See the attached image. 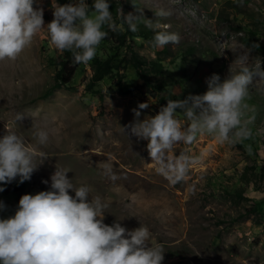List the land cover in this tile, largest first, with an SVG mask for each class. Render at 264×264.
<instances>
[{"label": "rangeland", "instance_id": "374dc122", "mask_svg": "<svg viewBox=\"0 0 264 264\" xmlns=\"http://www.w3.org/2000/svg\"><path fill=\"white\" fill-rule=\"evenodd\" d=\"M56 0H39L43 21L52 19ZM68 0H57L66 3ZM91 5V0H86ZM143 14L161 28L179 33L176 44L154 47V30L143 23L136 32L106 29L96 55L83 63L69 84L58 85L56 77L61 51L51 45L42 28L15 59L0 60V134L14 129L26 144L46 158L29 179L6 184L0 200L6 208L0 216L12 214L17 192L46 189L56 166L76 184L86 183L93 195L109 202L104 222L118 220L126 228L140 224L150 230L151 240L164 250L161 264H194L178 255L186 251L201 264H264V79L254 75L249 85L254 106L250 113L252 135L229 145L207 133L188 145L178 143L170 154L186 152L198 159L185 178L171 183L156 171L148 156L145 139H137L128 128L133 108L155 114L167 99L183 98L206 90L205 78L218 73L223 79L229 66L235 67L237 45L252 48V60L261 57L264 68V0H176L172 14L155 17L153 9L169 0H132ZM135 11L131 0H112L110 11ZM242 51V49H238ZM101 66L104 76L91 88L94 71ZM143 73L159 86L158 95L139 89ZM16 112L24 113L20 122ZM181 123L185 118L177 112ZM47 127L49 141L36 143L34 132ZM111 163L119 175L115 182L101 175V165ZM71 193V190H69Z\"/></svg>", "mask_w": 264, "mask_h": 264}, {"label": "clouds", "instance_id": "9594fccd", "mask_svg": "<svg viewBox=\"0 0 264 264\" xmlns=\"http://www.w3.org/2000/svg\"><path fill=\"white\" fill-rule=\"evenodd\" d=\"M112 0H68L52 4V19L43 21V8L33 7L39 0H0V60L15 59L33 37L46 28L50 43L57 51H69L72 62L87 63L97 52V46L107 35L106 29L122 30L126 25L136 32L139 23L154 30L151 44L162 47L176 44L179 33L168 31V25L161 28L159 22L143 14L142 6L131 3L135 11L122 12L116 9L115 19L109 9ZM169 0L167 6L153 9L155 17L172 14ZM258 45H237L231 48L237 52L235 67L229 66L228 74L221 79L218 73L205 78L206 90L189 93L182 99H167L155 114H145L140 119V109L148 102H139L132 109L133 121L121 126L127 127L137 139L147 141L148 156L156 165V171L169 182L183 180L191 164L198 159L186 152L170 154L178 143L191 144L198 135L207 133L220 143H240L252 135L250 127L254 106L249 85L254 75L264 79L261 57L252 60L250 52ZM242 49V51H238ZM185 122L181 123L177 112ZM24 113L16 112L13 119L20 122ZM50 129L37 128L34 132L36 143L45 145L49 141ZM46 156L37 153L25 142V138L14 129L0 134V191L6 184L17 183L30 178ZM101 175L115 182L119 175L111 163L101 165ZM71 169L56 166L49 185L34 193L20 195L10 215L0 216V264H161L164 250L151 240L148 227L139 225L126 228L118 222H104L105 209L109 202L100 195H93L86 183L76 184L72 176L66 175ZM71 190V193L69 192ZM6 208L0 200V211Z\"/></svg>", "mask_w": 264, "mask_h": 264}, {"label": "trees", "instance_id": "16d2710c", "mask_svg": "<svg viewBox=\"0 0 264 264\" xmlns=\"http://www.w3.org/2000/svg\"><path fill=\"white\" fill-rule=\"evenodd\" d=\"M57 64L59 66L56 77L59 80L58 85H64V84H69L72 82V80L75 78L78 68L83 64V63H74L72 62L71 58V53L67 50L63 51L62 54L59 57V60L57 61ZM143 77V82L138 84V87L140 90L145 91L146 93H149L151 95H158V90L160 89L159 86H153L151 81L143 74L141 73ZM104 76V71L102 70L101 66H98V68L94 71V74L87 85L89 88L93 86V84L96 81H99L103 78ZM24 185L21 186L20 190H16L17 192V202L22 194ZM47 189V188H46ZM179 251V250H178ZM178 255L184 258H189L194 264H201V261L196 258L195 256H191L188 252L184 251L181 254L178 252Z\"/></svg>", "mask_w": 264, "mask_h": 264}]
</instances>
